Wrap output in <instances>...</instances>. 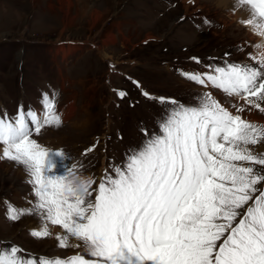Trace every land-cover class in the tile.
Listing matches in <instances>:
<instances>
[{"label": "snow or ice", "instance_id": "obj_1", "mask_svg": "<svg viewBox=\"0 0 264 264\" xmlns=\"http://www.w3.org/2000/svg\"><path fill=\"white\" fill-rule=\"evenodd\" d=\"M238 3L250 10L243 22L264 36V0ZM249 57L258 66L225 61L209 66L210 73L182 71L190 81L243 104H233L232 111L210 92L193 105L160 98L171 107L159 131L144 129L145 141L128 150L123 166L113 167L114 176L106 170L96 188L93 177L86 198L71 194L70 169L54 179L45 174L53 150L34 138L47 127L62 126L56 94H42L41 113L23 105L14 117L5 113L0 159L22 165L30 176L36 203L27 214L42 222L31 235L49 237L50 226H59V246L68 247L75 238L82 245L71 247L84 254L37 260L22 257L23 250L11 245L0 249V264H264V151L253 147L264 145V125L242 115L246 108L264 112V52ZM142 95L152 99L147 91ZM24 214L12 207L8 218L16 221Z\"/></svg>", "mask_w": 264, "mask_h": 264}, {"label": "rangeland", "instance_id": "obj_2", "mask_svg": "<svg viewBox=\"0 0 264 264\" xmlns=\"http://www.w3.org/2000/svg\"><path fill=\"white\" fill-rule=\"evenodd\" d=\"M243 21L216 0H0V118L5 113L14 117L21 105L40 113L42 94L52 98L55 93L62 126L47 127L34 137L53 150L45 174L63 177L75 163L96 179V188L102 170L114 176L113 167L123 166L128 150L145 141L143 130L158 132L171 107L141 97L132 81L149 94L185 105L197 104L203 92L232 111L233 104H243L181 74L210 73L209 66L225 61L258 66L249 54L263 52L255 47L261 40ZM107 62L117 74H110ZM107 77L113 86L106 87ZM111 87L128 95L113 96ZM242 115L264 125V112L258 109L246 108ZM253 147L264 151V145ZM29 180L22 165L0 159V249L15 245L22 257L37 260L83 255L81 248L71 247L82 245L75 238L69 239L70 246H59V226H50L49 237L31 235L42 222L27 214L36 203ZM12 207L25 214L9 219Z\"/></svg>", "mask_w": 264, "mask_h": 264}, {"label": "clouds", "instance_id": "obj_3", "mask_svg": "<svg viewBox=\"0 0 264 264\" xmlns=\"http://www.w3.org/2000/svg\"><path fill=\"white\" fill-rule=\"evenodd\" d=\"M258 46L264 49V41H261ZM81 167L82 166L75 163L72 164L67 175L66 183L67 186L72 189V195L86 198L92 186L93 177L88 174H83L80 170Z\"/></svg>", "mask_w": 264, "mask_h": 264}, {"label": "bare ground", "instance_id": "obj_4", "mask_svg": "<svg viewBox=\"0 0 264 264\" xmlns=\"http://www.w3.org/2000/svg\"><path fill=\"white\" fill-rule=\"evenodd\" d=\"M216 1H217V5L218 6L224 7L225 9H228V10L232 11L234 13V18L235 19L243 18V19L246 20V19L250 18V15H249V11L250 10L247 7H245V6L239 5L238 0H216ZM246 26L252 32L255 33V35H256L255 39H257L259 37V39L261 41H264V36H261V35L257 34V31L252 26H249V25H246ZM263 52H264V49H263ZM247 118L249 120L253 121V122H255V120H257V119H255L256 117H252L250 115H248Z\"/></svg>", "mask_w": 264, "mask_h": 264}]
</instances>
